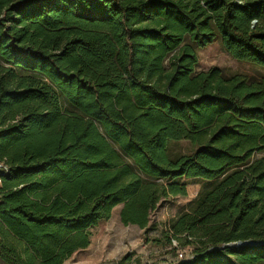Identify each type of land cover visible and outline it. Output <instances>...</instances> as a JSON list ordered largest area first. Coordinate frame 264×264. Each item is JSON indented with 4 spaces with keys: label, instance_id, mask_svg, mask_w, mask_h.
<instances>
[{
    "label": "trees",
    "instance_id": "obj_1",
    "mask_svg": "<svg viewBox=\"0 0 264 264\" xmlns=\"http://www.w3.org/2000/svg\"><path fill=\"white\" fill-rule=\"evenodd\" d=\"M216 43L264 71V0H0V264H64L118 206L156 231L193 183L156 241L264 264V76L197 72Z\"/></svg>",
    "mask_w": 264,
    "mask_h": 264
},
{
    "label": "rangeland",
    "instance_id": "obj_2",
    "mask_svg": "<svg viewBox=\"0 0 264 264\" xmlns=\"http://www.w3.org/2000/svg\"><path fill=\"white\" fill-rule=\"evenodd\" d=\"M197 72L218 68L226 77L241 74L252 80L264 76V71L251 68L232 60L219 43L198 50ZM175 155L189 153L192 148L186 142L171 144ZM1 168V167H0ZM1 187V181H0ZM201 186L191 184L188 196L162 201L151 214V223L158 225L156 231L146 232L137 226H124L120 220L122 206L116 207L109 221L100 223L89 230L90 246L75 252L64 264H120L124 257L131 255L134 264H181L193 258L195 246L182 247L177 243H159L162 240L164 224L188 209L197 197Z\"/></svg>",
    "mask_w": 264,
    "mask_h": 264
},
{
    "label": "water",
    "instance_id": "obj_3",
    "mask_svg": "<svg viewBox=\"0 0 264 264\" xmlns=\"http://www.w3.org/2000/svg\"><path fill=\"white\" fill-rule=\"evenodd\" d=\"M258 245H259V243H257V242H244V243L239 242L237 244L223 246L220 249H225V248L240 249V248L245 247V246H258Z\"/></svg>",
    "mask_w": 264,
    "mask_h": 264
}]
</instances>
